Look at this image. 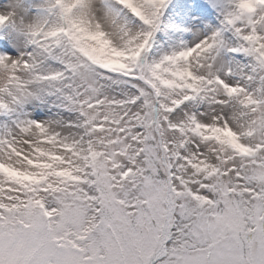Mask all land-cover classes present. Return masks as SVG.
Here are the masks:
<instances>
[{
  "label": "snow or ice",
  "instance_id": "1",
  "mask_svg": "<svg viewBox=\"0 0 264 264\" xmlns=\"http://www.w3.org/2000/svg\"><path fill=\"white\" fill-rule=\"evenodd\" d=\"M0 264H264V0H0Z\"/></svg>",
  "mask_w": 264,
  "mask_h": 264
}]
</instances>
